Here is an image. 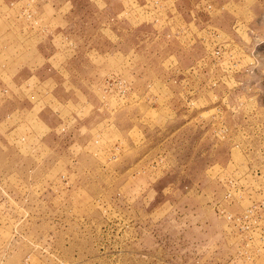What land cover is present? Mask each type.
Returning a JSON list of instances; mask_svg holds the SVG:
<instances>
[{"label":"rangeland","instance_id":"obj_1","mask_svg":"<svg viewBox=\"0 0 264 264\" xmlns=\"http://www.w3.org/2000/svg\"><path fill=\"white\" fill-rule=\"evenodd\" d=\"M133 5L92 95L0 82V264H264V0Z\"/></svg>","mask_w":264,"mask_h":264},{"label":"crops","instance_id":"obj_2","mask_svg":"<svg viewBox=\"0 0 264 264\" xmlns=\"http://www.w3.org/2000/svg\"><path fill=\"white\" fill-rule=\"evenodd\" d=\"M137 1L142 2L86 0L91 7L84 10V0H0V82H13L19 88L11 99L7 97L8 101L28 100L25 114L35 108L38 100L49 95L52 99L57 97L55 93L63 84H72L73 98L76 90L92 95L102 64L98 62L106 51L105 31L111 28L115 34L114 25L121 18L131 25V13L137 11L133 4ZM31 5L38 23L27 20L26 7ZM84 52L91 64L82 80L84 86L73 85L72 63ZM51 105L44 103L37 112L42 114Z\"/></svg>","mask_w":264,"mask_h":264}]
</instances>
